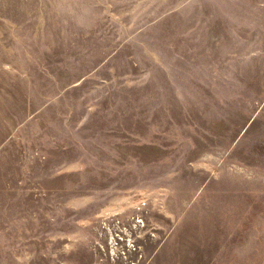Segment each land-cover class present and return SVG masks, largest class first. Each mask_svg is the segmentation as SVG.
<instances>
[{
	"label": "rangeland",
	"instance_id": "1",
	"mask_svg": "<svg viewBox=\"0 0 264 264\" xmlns=\"http://www.w3.org/2000/svg\"><path fill=\"white\" fill-rule=\"evenodd\" d=\"M0 264H264V0H0Z\"/></svg>",
	"mask_w": 264,
	"mask_h": 264
}]
</instances>
